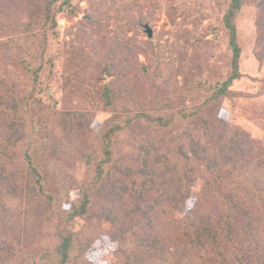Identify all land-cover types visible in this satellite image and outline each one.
<instances>
[{
	"label": "rangeland",
	"instance_id": "rangeland-1",
	"mask_svg": "<svg viewBox=\"0 0 264 264\" xmlns=\"http://www.w3.org/2000/svg\"><path fill=\"white\" fill-rule=\"evenodd\" d=\"M231 2L0 0V104L4 101L13 107L16 103L19 112L13 119L23 123L30 119L31 107L17 97L32 91L41 97L49 116L44 135L57 146L55 151L40 152L67 164L74 177L80 179L87 171L93 175L94 167L84 163L87 158H100L102 130L111 117L124 121L120 116L125 113L145 118L175 111L179 115L168 130L142 120L138 130L124 131L127 137L123 132L117 138V146L123 141L131 146L114 154V175L95 198L94 227L90 228L95 239L86 252L90 264H121L122 250L134 245L131 241L121 245L115 237L119 231L128 233L131 240L143 237L137 226L151 215L152 201L139 211L129 189L122 197L117 186L122 182L130 186L129 174L138 181L146 149L151 160L176 162L178 147L187 141L190 129L206 122L217 123L221 135L242 130L264 144V0H246L236 14L242 77L232 82L224 99L213 104L215 116L210 115L211 106L203 119L181 115L201 105L231 74L232 49L224 20ZM106 92L109 100L104 97ZM6 109L8 106H0V157L5 161L14 157L4 143L9 135L5 119L12 120ZM202 186L203 179H197L193 196ZM1 188L0 199L13 187L0 179ZM78 194L72 190L71 198ZM3 199L0 237L10 234V221L18 209ZM192 202L193 198L188 206ZM28 216L29 212L24 217L17 215L18 230ZM28 226L23 229L25 244L38 246L46 241L37 224ZM22 256L26 258L28 253L21 251L19 259Z\"/></svg>",
	"mask_w": 264,
	"mask_h": 264
},
{
	"label": "trees",
	"instance_id": "trees-1",
	"mask_svg": "<svg viewBox=\"0 0 264 264\" xmlns=\"http://www.w3.org/2000/svg\"><path fill=\"white\" fill-rule=\"evenodd\" d=\"M245 2L232 0L224 17L232 49L231 74L201 105L181 112L183 117L197 115L203 119L210 106L214 117L213 104L224 99L232 82L242 77L241 47L234 19ZM32 92L17 97L31 107L26 122L13 119L19 112L16 103L10 107L3 99V106L0 104L8 106L6 110L12 118L5 119L9 135L4 143L14 151L11 160L0 157L2 184L13 187L9 194L1 196L18 208L10 221V234L0 237V264H90L86 252L95 239L90 232L94 227L95 198L114 175V154L128 145L123 141L121 147L117 146V138L124 131L138 130L142 120L168 130L179 115L175 111L169 116L145 118L142 114L125 113L119 115L124 121L111 117L102 130L100 158H87L84 163L87 168L94 167L93 175L87 171L78 179L72 169L66 168L67 164L40 152L55 151L57 145L44 135L49 121L46 103ZM104 95L109 100L110 93ZM237 133L227 130L221 135L217 123H202L201 127L190 129L187 141L179 145L176 162L151 160L150 151L145 150L138 181L129 174L130 186L122 182L117 190L123 197L129 189L139 211L151 200L153 211L138 223L141 240L136 236L128 239V233L120 231L115 236L121 245L130 241L134 245L122 250L121 264H264V144L246 131ZM199 178L203 179V186L195 197L193 185ZM74 189L79 194L72 199ZM3 198L0 206L6 203ZM191 198L193 202L188 206ZM21 208L23 211L19 212ZM28 212V218L22 219L24 227L37 224L38 233L47 238L38 246L25 244L24 227L18 230L20 224L15 223L17 215L24 217ZM147 230L149 233H145ZM21 251L28 256L19 259Z\"/></svg>",
	"mask_w": 264,
	"mask_h": 264
},
{
	"label": "water",
	"instance_id": "water-1",
	"mask_svg": "<svg viewBox=\"0 0 264 264\" xmlns=\"http://www.w3.org/2000/svg\"><path fill=\"white\" fill-rule=\"evenodd\" d=\"M147 31L149 33V36L151 37L152 36V32H151V29L147 26Z\"/></svg>",
	"mask_w": 264,
	"mask_h": 264
}]
</instances>
